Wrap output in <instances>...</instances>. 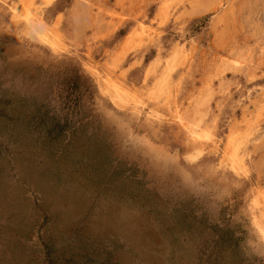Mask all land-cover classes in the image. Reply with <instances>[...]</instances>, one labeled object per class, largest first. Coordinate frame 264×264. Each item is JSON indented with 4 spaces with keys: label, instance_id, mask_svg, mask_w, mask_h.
I'll return each mask as SVG.
<instances>
[{
    "label": "rangeland",
    "instance_id": "obj_1",
    "mask_svg": "<svg viewBox=\"0 0 264 264\" xmlns=\"http://www.w3.org/2000/svg\"><path fill=\"white\" fill-rule=\"evenodd\" d=\"M0 264H264V0H0Z\"/></svg>",
    "mask_w": 264,
    "mask_h": 264
},
{
    "label": "bare ground",
    "instance_id": "obj_2",
    "mask_svg": "<svg viewBox=\"0 0 264 264\" xmlns=\"http://www.w3.org/2000/svg\"><path fill=\"white\" fill-rule=\"evenodd\" d=\"M48 3V2H47ZM130 34V33H129ZM128 34V35H129ZM129 40V39H128ZM130 41V40H129ZM125 43V42H124ZM127 43V42H126ZM177 121L179 122V123H182V119H181V116L179 115L178 117H177ZM192 127V126H191ZM190 130V129H189ZM191 131V130H190ZM195 132V131H194ZM194 134H196V133H194ZM191 136V135H190ZM193 136V135H192ZM194 137V136H193ZM196 138V137H195ZM194 139V138H193Z\"/></svg>",
    "mask_w": 264,
    "mask_h": 264
}]
</instances>
